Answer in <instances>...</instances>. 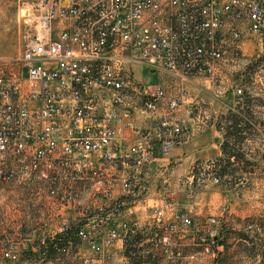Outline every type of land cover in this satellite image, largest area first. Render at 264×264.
<instances>
[{
    "label": "built area",
    "instance_id": "built-area-1",
    "mask_svg": "<svg viewBox=\"0 0 264 264\" xmlns=\"http://www.w3.org/2000/svg\"><path fill=\"white\" fill-rule=\"evenodd\" d=\"M30 9L22 24L18 19L21 70L0 76V181L43 187L31 249L78 251L83 244L91 251L83 264H117L116 241L123 249L144 233L141 264L173 259L180 236L197 225L182 210L165 219L173 195L194 205L208 182L237 186L221 173L228 163L239 165L224 151L225 126L216 122L222 153L195 165L175 190L165 183L163 207L147 195L153 147L146 135L118 144V126L129 127L136 114L152 117L151 133L168 155L210 116L219 118L206 100L189 98L187 86L196 77L220 81L227 66H239L245 43L264 36V0H33ZM132 64L164 73L169 83L135 81L126 69ZM232 88L239 106L242 90ZM135 208L149 235L132 218ZM246 228L258 230L254 223ZM205 235L213 239L215 231ZM2 257L17 260V247H4Z\"/></svg>",
    "mask_w": 264,
    "mask_h": 264
},
{
    "label": "rangeland",
    "instance_id": "rangeland-1",
    "mask_svg": "<svg viewBox=\"0 0 264 264\" xmlns=\"http://www.w3.org/2000/svg\"><path fill=\"white\" fill-rule=\"evenodd\" d=\"M32 2L33 0H0V76H10L21 70L18 57L22 42L19 39L18 24L20 21L22 24L24 17L31 13ZM243 54L244 58L239 66L232 68L230 65L231 70L226 72L229 74H226L223 82H228L231 87L236 85L242 90V107L236 108L238 111L233 113L239 112L241 117L260 120L264 118V36L248 40ZM126 69L139 83L153 84L156 81V73L151 74L150 69L145 66L132 64L127 65ZM26 72L27 69L24 68V75ZM200 86L206 88L204 85ZM260 129L264 131V124H261ZM241 136L242 139L233 136L227 138L228 156L239 165L233 167L229 163L221 173L230 177L235 184L264 182V139L252 129L242 131ZM230 159L227 162H231ZM235 189L226 190L208 182L197 193L203 192L212 197L211 215L218 219V223L213 226L192 216L193 205L186 200L182 212L190 214L197 223L199 241L194 246L174 250L173 259L158 260L155 264H264V239L246 228L247 224L254 223L253 217L246 220L238 217V189ZM41 196V186L39 188L0 181V264H83L81 258L91 255V251L83 244L78 251L59 252L49 246L44 254H39L31 249L34 239L31 230L40 217L41 209L38 204ZM210 229L215 231L213 239H208L205 235ZM203 236L206 239L204 242L199 239ZM144 238V233H137L129 238L125 247L128 249V256L124 255L125 248L122 252L116 250L114 258L117 264H141L145 258L142 252ZM9 244L18 249L15 261L2 257L3 248Z\"/></svg>",
    "mask_w": 264,
    "mask_h": 264
},
{
    "label": "crops",
    "instance_id": "crops-1",
    "mask_svg": "<svg viewBox=\"0 0 264 264\" xmlns=\"http://www.w3.org/2000/svg\"><path fill=\"white\" fill-rule=\"evenodd\" d=\"M230 70L231 68L229 66L225 68L224 75L220 81L217 80L211 83L209 78L204 80L202 77H196L193 79V83L187 86V96L189 98L206 100L208 104L205 108L209 112L220 113L221 116L219 118L216 115L210 116L206 120V126L202 130L190 131L186 141L172 148L168 155H162L160 153L161 137L155 133H151L152 117L136 114L129 127L118 126L119 133L116 137L118 144L127 147L143 141L142 136L146 135L148 143L153 147L154 159L151 162L150 177L146 181L147 195L151 204L163 205L162 190L165 183L169 190H175L178 182H185L188 174L193 170L195 165L202 164L206 159L222 153L218 146L222 133L218 131L216 122L219 121L226 127V124L230 123L226 118L229 109L242 107V104H239V106L236 105L238 98L234 94L231 85L228 82L227 84L223 82L226 74H229L226 72H230ZM150 73H156L157 76L155 83L152 85H157L160 82L165 84L169 83L164 73L152 70H150ZM200 85H204L206 88H201ZM183 115H185V111ZM192 122L190 120V128L194 127ZM247 123L250 129L254 130V133H257L259 132L261 124H264V118L260 120H251L250 118ZM161 169L166 170V178L159 173ZM236 187L238 189V217L244 220L253 217L254 223L258 226V230L254 232L264 239V182H239ZM211 199V196L204 195L203 192L199 193L195 198L194 205L191 207L193 211L192 216L199 218V220H204L207 216L211 215ZM173 200L174 207L165 208V219L167 221H171L173 214L182 210L186 205V200L181 198L180 195H173ZM135 210L132 218L137 220L139 226H145L146 228L147 218L143 210L139 208H135ZM197 229L195 227L191 229L192 231L189 230L190 232L187 231L181 235L178 239L176 249L180 250L184 247L187 248L196 245L198 242ZM145 232L146 234L150 232V226L146 228ZM116 246L118 247V251H122V240H117Z\"/></svg>",
    "mask_w": 264,
    "mask_h": 264
},
{
    "label": "trees",
    "instance_id": "trees-1",
    "mask_svg": "<svg viewBox=\"0 0 264 264\" xmlns=\"http://www.w3.org/2000/svg\"><path fill=\"white\" fill-rule=\"evenodd\" d=\"M226 118L230 123H229V125L226 126L225 135L227 137L233 136V137H236L238 139H242L243 138V136H241L242 131L250 129V126L247 123V121L240 117V113H233L232 111H229L227 113ZM243 124H245V125H243ZM228 146L229 145L226 144V147L224 150L225 152H227ZM227 161H228V159H227ZM228 165H229V163H228ZM127 251H128V249L125 248L124 255H126V256H128Z\"/></svg>",
    "mask_w": 264,
    "mask_h": 264
}]
</instances>
